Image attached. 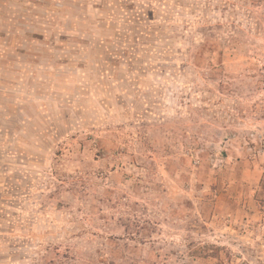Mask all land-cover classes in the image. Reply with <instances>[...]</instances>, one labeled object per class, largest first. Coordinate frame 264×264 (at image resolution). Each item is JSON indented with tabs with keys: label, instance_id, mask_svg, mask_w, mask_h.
Masks as SVG:
<instances>
[{
	"label": "rangeland",
	"instance_id": "obj_1",
	"mask_svg": "<svg viewBox=\"0 0 264 264\" xmlns=\"http://www.w3.org/2000/svg\"><path fill=\"white\" fill-rule=\"evenodd\" d=\"M264 264V0H0V264Z\"/></svg>",
	"mask_w": 264,
	"mask_h": 264
},
{
	"label": "built area",
	"instance_id": "obj_2",
	"mask_svg": "<svg viewBox=\"0 0 264 264\" xmlns=\"http://www.w3.org/2000/svg\"><path fill=\"white\" fill-rule=\"evenodd\" d=\"M225 264H253V263L250 261H247V260L241 261V259H236V260L231 259L230 261L226 262Z\"/></svg>",
	"mask_w": 264,
	"mask_h": 264
}]
</instances>
